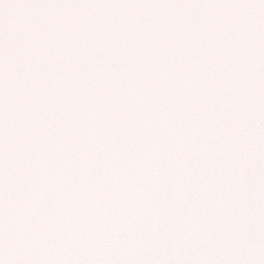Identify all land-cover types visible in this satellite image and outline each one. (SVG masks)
I'll return each instance as SVG.
<instances>
[{
  "label": "snow or ice",
  "instance_id": "6c2138e0",
  "mask_svg": "<svg viewBox=\"0 0 264 264\" xmlns=\"http://www.w3.org/2000/svg\"><path fill=\"white\" fill-rule=\"evenodd\" d=\"M0 264H264V0H0Z\"/></svg>",
  "mask_w": 264,
  "mask_h": 264
}]
</instances>
